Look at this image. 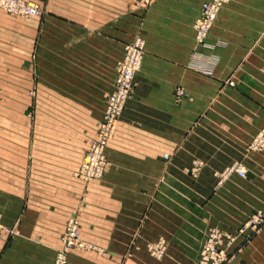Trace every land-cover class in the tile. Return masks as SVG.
<instances>
[{
    "label": "crops",
    "instance_id": "0c3cea01",
    "mask_svg": "<svg viewBox=\"0 0 264 264\" xmlns=\"http://www.w3.org/2000/svg\"><path fill=\"white\" fill-rule=\"evenodd\" d=\"M25 1L41 15L0 11V264H51L69 218L91 249L66 264H196L210 229L234 238L223 264H264V150H247L264 124V0H228L202 46L192 24L207 0ZM137 26L133 91L101 178L82 184L80 148L52 134L50 80L70 58L83 76L113 64V80ZM233 163L243 178L225 174Z\"/></svg>",
    "mask_w": 264,
    "mask_h": 264
},
{
    "label": "built area",
    "instance_id": "2783aa9c",
    "mask_svg": "<svg viewBox=\"0 0 264 264\" xmlns=\"http://www.w3.org/2000/svg\"><path fill=\"white\" fill-rule=\"evenodd\" d=\"M152 1L140 0V3L147 5ZM227 2L228 0H207L200 5L198 16L192 24L196 45H203L219 10ZM0 11L19 18L38 17L41 13L38 4L25 0H0ZM143 52V40L139 37L122 47L121 59L115 68L112 89L104 100L95 135L74 172V177L83 183L99 180L103 174L106 165L104 150L114 136L125 103L131 95L133 79L140 68ZM182 96V90L175 89L173 91L175 101H179ZM247 150H264V124L247 144ZM230 173L236 174L239 178L244 177L242 168L236 163L225 169V174ZM262 221V217L257 214L251 217L247 224L253 227L259 226ZM233 239L229 234L216 229L208 230L199 250L196 264H223L225 261L224 249L231 244ZM72 249H91L79 239L78 223L75 218L67 220L60 237V247L55 251L51 264H66L67 254ZM146 251L154 257H161L164 253L163 243L158 241L148 244Z\"/></svg>",
    "mask_w": 264,
    "mask_h": 264
},
{
    "label": "rangeland",
    "instance_id": "374dc122",
    "mask_svg": "<svg viewBox=\"0 0 264 264\" xmlns=\"http://www.w3.org/2000/svg\"><path fill=\"white\" fill-rule=\"evenodd\" d=\"M152 2H150L147 5H143L140 3V0H136V2L134 3V8L136 10L145 9ZM20 19H26V18H20ZM137 37L143 40V49H144L145 42L144 39L142 38V33L138 28V26H137V30L136 31L134 30L132 39L129 42H131L134 38ZM125 44L120 46V51H118L119 49L117 48L116 56H115L116 59L115 68L117 63L121 59L122 47ZM67 66H68V68L66 69L67 71H62L61 73L62 78H52L50 80V86L52 90V100H51L52 134L53 137L67 136L70 142V152L75 151L74 146L78 145V147L80 148L79 157L81 156L83 157L84 153L88 148L89 143L92 141L95 135L96 127L98 125V122L100 121L101 113L103 110L102 103L104 104V100L107 94L112 89L113 64L109 65V69L104 68L102 71L96 70L94 74L90 72H87L86 74L85 72V74L83 73L84 76L82 75V72H80V74L77 73L76 64L74 60L71 61V58ZM115 68H114V75H115ZM78 75H80V77H78ZM133 87H134V83H133ZM174 102H178V101L174 100ZM39 113L41 118H43L44 116L47 118V112L45 113L44 111H41ZM74 172L71 174L72 178L77 180L74 177ZM77 181L82 184H86L79 180ZM233 242L234 239L231 242V244ZM230 246L231 245H229V247ZM147 254L153 260L161 259L164 256V253L161 257H154L150 255L148 252ZM224 255H225L224 262H226L228 256H226L225 253Z\"/></svg>",
    "mask_w": 264,
    "mask_h": 264
}]
</instances>
